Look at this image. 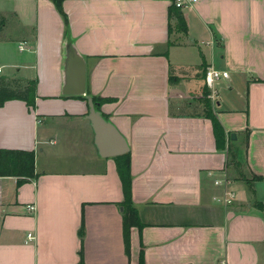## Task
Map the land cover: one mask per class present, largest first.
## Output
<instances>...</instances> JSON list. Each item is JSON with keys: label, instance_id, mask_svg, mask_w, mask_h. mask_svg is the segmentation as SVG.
<instances>
[{"label": "crops", "instance_id": "0c3cea01", "mask_svg": "<svg viewBox=\"0 0 264 264\" xmlns=\"http://www.w3.org/2000/svg\"><path fill=\"white\" fill-rule=\"evenodd\" d=\"M17 1L3 13L24 32L6 36L0 23L1 79L36 80L38 96L35 109L18 99L0 107V150L33 152L35 162L32 177L0 175V264H79L80 252L85 264H264V0L184 10L175 0H64L67 24L52 0ZM69 34L87 92L109 99L100 110L131 152L142 225L129 231V252L115 157L99 153L88 101L62 93ZM209 66L229 72L213 105L225 148L205 116ZM223 170L233 205L218 201Z\"/></svg>", "mask_w": 264, "mask_h": 264}, {"label": "trees", "instance_id": "16d2710c", "mask_svg": "<svg viewBox=\"0 0 264 264\" xmlns=\"http://www.w3.org/2000/svg\"><path fill=\"white\" fill-rule=\"evenodd\" d=\"M61 15H64L66 24L68 23L67 15L63 10V1L64 0H52ZM179 29L183 32L188 31L185 20L182 17H179ZM179 80L177 77H173L170 74V82L176 83ZM36 80H30L27 82H23L19 79L12 80V82H6L4 79L0 78V107H3L7 101H12L13 99L22 100L29 108H36V98H37V85ZM88 95L92 96L90 92H87ZM206 97L204 100L206 111L205 116L209 117L214 126V133L217 138V146L219 148H225L227 144V134L223 126L221 125L218 116L214 113L213 110V102L209 97L210 92L206 89ZM78 99L87 100V97L76 96ZM93 101L95 102L97 110H100L103 103L109 101L107 98L92 96ZM20 154L21 156H19ZM117 162V170L122 178V183L125 192V200L122 205L124 206L125 213V222H126V239H127V252H129V231L132 226L142 225L138 222V211L135 209L133 201H132V170H131V152H127L122 155H118L115 157ZM34 162L35 155L33 152H21V153H13L8 150H0V175H15L18 172L24 173L22 175H28L32 177L34 174ZM260 177L255 176L254 179H258ZM21 180H19L20 182ZM251 182L248 180V183ZM80 236H84V230H80ZM81 262L79 264H85L83 258V252H80ZM142 256V255H141ZM143 259V256H142ZM141 264H144L141 261Z\"/></svg>", "mask_w": 264, "mask_h": 264}, {"label": "water", "instance_id": "95a60500", "mask_svg": "<svg viewBox=\"0 0 264 264\" xmlns=\"http://www.w3.org/2000/svg\"><path fill=\"white\" fill-rule=\"evenodd\" d=\"M63 60V95L86 96L89 104L88 119L97 136L96 144L100 155L103 157H118L129 151V145L124 135L120 133L115 125L105 118L101 110H97L92 96L87 94V67L85 57L77 50L75 42L69 34L64 44ZM232 139L237 135L233 133Z\"/></svg>", "mask_w": 264, "mask_h": 264}, {"label": "built area", "instance_id": "2783aa9c", "mask_svg": "<svg viewBox=\"0 0 264 264\" xmlns=\"http://www.w3.org/2000/svg\"><path fill=\"white\" fill-rule=\"evenodd\" d=\"M197 0H175V7L180 10H184L194 4ZM20 50H24V45L20 47ZM229 76V72L227 70L217 69L214 66H209L205 70L204 81H206L207 86L211 89L210 97L213 99L215 103L216 97V84L221 78H226ZM210 175L213 174L212 171L209 172ZM214 184L218 187H221L224 191L223 195L218 198V201L225 205H233L238 197V191L235 188L234 181L230 177L229 173L226 170H223L220 177H216L214 179ZM30 211L36 209L35 205L27 206ZM35 238V234L30 233L29 239L33 240Z\"/></svg>", "mask_w": 264, "mask_h": 264}, {"label": "rangeland", "instance_id": "374dc122", "mask_svg": "<svg viewBox=\"0 0 264 264\" xmlns=\"http://www.w3.org/2000/svg\"><path fill=\"white\" fill-rule=\"evenodd\" d=\"M19 5H20V2H18L17 0H0V23H6V25H7V28H6V30L3 33V34H6V36L11 37V36L19 35L22 32H24V29L20 28V26H18V20L16 19V16H13L12 13L11 14H8V13H5V12L3 13L4 10L11 9L13 7H18ZM10 47L11 48L9 50L11 51V54L19 55V52L14 50V46L13 45L10 46ZM8 71H9V69L4 68V70L2 72H0V78H3V76H6ZM30 71L32 73V71H35V70H30ZM35 74H36V72H35ZM193 88H196V86L195 87L193 86ZM207 89H209L211 91V89L209 87H207ZM218 89H219V85H218ZM205 93H206V90L203 91V94H204L203 97H202L203 102H204L205 97H206ZM192 94L195 97H198V91H195ZM212 102H213V99H212ZM212 104L214 105V102ZM242 161L243 160L241 159V162ZM234 167H236V166L234 165ZM234 167L232 168L233 170H231L232 171L231 177L236 176L239 180H244L242 178L243 177V171H244L243 167H239L238 169L236 168V170L234 169ZM236 185H237L238 188L240 187L239 189H241L242 184L238 183Z\"/></svg>", "mask_w": 264, "mask_h": 264}]
</instances>
